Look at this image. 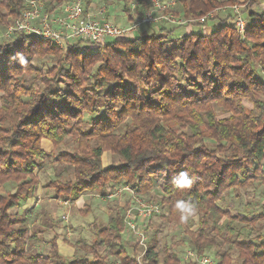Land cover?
I'll return each mask as SVG.
<instances>
[{
	"label": "trees",
	"instance_id": "16d2710c",
	"mask_svg": "<svg viewBox=\"0 0 264 264\" xmlns=\"http://www.w3.org/2000/svg\"><path fill=\"white\" fill-rule=\"evenodd\" d=\"M56 1L61 0L47 3ZM123 1L133 18L131 0ZM137 1L141 16L151 3ZM239 1L177 0L173 11L190 19L218 6L244 5L249 19L243 34L230 9L223 18L190 25L219 19L208 34L193 29L174 35L176 27L163 24L146 35L98 44L79 39L61 47L52 38L25 32L0 42V184H17L14 191L0 193V264H112L101 251L103 244L114 264H196L184 263L174 251L161 254L156 237L139 258L138 242L124 239L129 227L118 210L95 230L91 256L76 253L66 260L56 236L50 252L29 250L37 235L27 217L13 209L37 193L38 160L49 155L42 141L57 147L71 135H78L76 148L56 160L71 164L74 176L51 180L48 186L57 196L107 195L112 182H126L137 193L159 185L167 209L163 216L184 227L196 252L217 248V264H231L229 249L237 246L238 264H264V241L250 234L240 237L235 225L264 218V204L259 217L250 219L221 203L230 189L248 188L255 178L264 183V78L259 72L264 70V12L249 8L253 0ZM22 8V0H0V25L10 24ZM45 55L57 59L48 70L33 61ZM215 105L228 114L219 116ZM86 112L96 115L85 129ZM105 151L124 161L104 166ZM182 172L188 173L190 187L173 185ZM177 200L193 206L192 214L199 216L196 229L181 219ZM216 233L230 242L228 249L223 250Z\"/></svg>",
	"mask_w": 264,
	"mask_h": 264
},
{
	"label": "rangeland",
	"instance_id": "374dc122",
	"mask_svg": "<svg viewBox=\"0 0 264 264\" xmlns=\"http://www.w3.org/2000/svg\"><path fill=\"white\" fill-rule=\"evenodd\" d=\"M70 0H61L60 2H52L47 3L48 0H41V4L44 7V10H46L47 13L51 14L52 18L54 17H62L64 14V7L66 3ZM137 0H131L132 7L133 3H135ZM161 1H170V0H161ZM245 0H240L239 2H244ZM84 6L87 10V12L95 15V16H101L103 18L110 19L116 23H119L120 21L124 20L126 22V25L130 24L128 20L135 21L139 17V9L133 8L132 10V16L130 17L129 13L125 12L124 7V1L123 0H84ZM240 5V4H239ZM242 7L244 5H241ZM177 5L175 6V8ZM223 8V6H221ZM226 7V6H225ZM231 7V6H230ZM230 7L226 8L225 11H220L218 14L222 18L227 16L231 11ZM174 8V9H175ZM251 10H255L257 12H264V0H253L250 3ZM104 9L105 12L100 14V10ZM175 13V11H173ZM178 15V14H177ZM217 15V16H218ZM244 17H247V20L249 19L247 16V13L243 14ZM13 21V20H12ZM11 21V22H12ZM128 22V23H127ZM219 19H216L212 22H210L211 28H216L220 25ZM124 25V23H121ZM160 24H164L165 26L171 27H179V26H188L190 24H173V23H166V22H160ZM10 24H4L0 25V42L11 40L16 36L15 33L8 34V26ZM58 26V25H57ZM56 26V28H57ZM154 27L155 25H151ZM194 26V25H193ZM206 26V25H201ZM200 26V28H201ZM160 27V26H159ZM199 27V26H198ZM156 29V28H155ZM185 28H181L180 32L185 33ZM138 34L146 35L147 32H137ZM136 34V33H135ZM134 36V35H133ZM131 37V36H129ZM95 46V45H94ZM34 63L42 68L44 70H48L53 67V65L57 61L56 57L54 55H45L36 57L33 59ZM260 74L264 78V70H259ZM32 74H27V76H31ZM2 92L0 91V95ZM1 104V103H0ZM215 109H217L219 116H225L228 113L222 110V107L215 105ZM96 114L92 113H85V119L87 124H85V129L89 127L90 122L93 120ZM124 127L120 128L119 131H122ZM78 135H71L67 138L66 142L63 143L60 146L55 147L54 143L51 141L48 143L49 145L45 144V148L49 155L44 157L43 159H39L40 163V169H36L35 172L39 177L40 185L42 184L41 189V196L44 198L46 197L45 194L53 195L57 194L55 193V190L53 187H49L48 184L53 180L57 175H60L63 180L70 179L74 176L73 167L69 163H65L62 161L56 160V156L65 151H73L77 146V138ZM93 143V142H92ZM104 158L105 163L109 164H119L124 161V158L119 154H114L110 151H105L103 154L102 159ZM103 162V164H104ZM264 166V163H263ZM39 185V187H40ZM17 184L16 182L9 181L5 184H0V193H5L7 191H14ZM46 188L49 190L51 189V193H46ZM132 189L126 182H123L122 184H116L113 185L110 189L111 192H115L114 196L112 198H107V205L111 207V213L107 214L104 217H92L89 210L91 207H86L85 209H82L83 212H79L77 214V210L75 208H72V214L76 215L77 217L70 219L68 221L67 219H59V221H54L53 224L51 222V216L52 211L54 210V207L58 204L57 201L53 199H49L46 202L41 203L43 206L45 212L47 215L39 214V217L36 219L37 228L35 227L34 230H31V233L37 234L36 238H32L31 242L29 243V250L36 253H48L50 252L49 245H51V239H53L55 232L58 231L59 238H65L69 243L73 244L76 247V253H87L90 249V244L92 240L94 239V233L95 230L98 228L103 227L107 223H109V220L111 218V215L114 214L116 210L125 213L127 216L128 213H137V202L140 199H143L144 201H148L151 203H156L161 206V211L153 214L149 219L140 221V218H137V221H140V228L143 229L147 236V240L150 241L153 237H156L158 240V249L161 254H163L165 251H174L176 252L179 257L185 262L187 261H193L190 259L189 251L193 250V245L190 241L189 236L184 231V227L177 222L169 221L167 220L163 214H167V209L165 206L161 204V196H162V190L159 187V185L154 186V188L147 192V193H137L134 189ZM87 193H95V192H87ZM37 194V193H36ZM109 195V193L107 194ZM107 197V196H106ZM57 198V197H55ZM47 199V198H46ZM59 201V198H57ZM70 202L72 201L69 199ZM222 205L227 208L232 214L234 215H240V216H247L248 218H254L259 217L260 212L262 210V205L264 204V183L261 182V178H255L253 180V184L249 185L248 188H238V189H230L225 193V199L221 201ZM40 205V206H41ZM70 205L68 202L66 204ZM13 212H20V208H14ZM53 218V217H52ZM58 218V217H57ZM198 219L199 216L197 213H193L186 219V224L191 229H196L198 226ZM91 220H93V223H91ZM56 223L58 225H63L62 229L58 225L56 226ZM52 224V225H51ZM92 224L96 225L93 226ZM89 225V226H88ZM235 225L237 227V231L241 232V234H238L240 237H247L249 234L252 235L256 240L258 241H264V218H260L254 225H247L246 221H235ZM71 233V234H69ZM215 234V232H214ZM39 235V236H38ZM219 237L223 250H226L231 245L229 241L224 239L223 234H217ZM260 235L263 236V238H260ZM136 235L131 232L130 230L126 231L124 233V239L127 241H136ZM37 246V247H35ZM230 255H231V264H238L239 262V251L236 247H231ZM101 251L108 257L109 261L114 264L115 258L111 254L110 250L108 249V246L106 244H103L101 246ZM89 256L92 255L91 252H88ZM141 253V252H140ZM202 255H206L209 258L213 260V264H217L219 262L220 255L219 250L217 248L207 249ZM189 256V257H188ZM73 257V256H72ZM72 257H64L66 260L71 259ZM194 262V261H193ZM187 264V263H186ZM197 264V261H196Z\"/></svg>",
	"mask_w": 264,
	"mask_h": 264
},
{
	"label": "built area",
	"instance_id": "2783aa9c",
	"mask_svg": "<svg viewBox=\"0 0 264 264\" xmlns=\"http://www.w3.org/2000/svg\"><path fill=\"white\" fill-rule=\"evenodd\" d=\"M22 1V11L17 18L10 22L8 34L17 32L37 34V36L52 38L61 47H66L68 43L79 39L98 44L112 38L133 36L142 25L160 24V22L186 25L194 23L202 24L217 16L222 10V7L218 6L199 18L187 19V17L184 18L173 12L177 0L165 2L161 0H148L151 6L141 16L128 25H122L87 12L83 3L84 0L68 1L64 7L63 16L54 18L44 10L41 0ZM140 5L141 3L136 1L133 3V8H138ZM231 9L234 13V23L240 33L243 34L247 28L248 21L242 13V6L235 4L231 6ZM103 12H105L104 9L100 10V14ZM130 190L132 191V189ZM112 195L114 194L112 193ZM68 202L69 200H65L66 204ZM136 209L137 213H128L126 222L129 230L137 237L136 241L139 244V248H141L139 258H141L147 249L148 238L143 229L140 228V221L149 219L153 214L160 212L161 206L140 199L137 202ZM63 218H68V211L63 215ZM137 218L141 220L137 221ZM189 256L194 262L197 261V264H213L211 258L199 254L194 249L189 251Z\"/></svg>",
	"mask_w": 264,
	"mask_h": 264
},
{
	"label": "crops",
	"instance_id": "0c3cea01",
	"mask_svg": "<svg viewBox=\"0 0 264 264\" xmlns=\"http://www.w3.org/2000/svg\"><path fill=\"white\" fill-rule=\"evenodd\" d=\"M230 6H224L222 8L223 11L226 10V8H228ZM231 8V7H230ZM221 10V11H222ZM128 22H132L131 20H128ZM127 22V23H128ZM121 23H124V25H126V22L124 20L120 21L119 24ZM123 25V24H122ZM155 25L154 27H152L151 25H142L135 33L137 32H147L150 33L153 29H160L159 26H162L161 24H153ZM173 27V26H171ZM185 28V32H190L192 31L193 29L194 30H197V29H202V31L205 33V34H208L212 31L213 28H211L210 25H206V26H202L201 28L200 27H194V26H190L188 25L187 27L186 26H179V27H176L175 32H174V35H183V33L180 32V29L181 28ZM51 141L47 140V139H44L42 141V144H43V148L46 149L44 146L45 144L46 145H49L48 143H50ZM103 162H104V158H103ZM110 164L109 163H105L104 162V166H109ZM122 182H119V183H116V182H112L111 185H116V184H122ZM41 189H42V184L40 185V187H38L37 189V194L33 197H31V199L29 198L27 201H24L21 206H20V212L19 213H22L25 215V217H27L28 219V222H29V226H30V229L31 230H34V228L38 227L37 224H36V219L39 217V214L41 213L43 216L44 215H47L43 206L41 205L42 201H43V197L41 196ZM51 193V189L49 190L48 188H46V193ZM109 195H101L98 193H84L81 195V197H79L78 199H75V200H72L70 202L69 200V203L70 205H67L66 206V203H65V198H63L62 196H56L55 194L53 195H50V194H45V198H44V202H46V200L48 201L49 199H53L55 201H57L56 203L58 204L57 206L54 207V210L52 211V215L51 216V222L53 224L54 221H59V219H63V215L66 213V211H68V218L67 220L70 221V219L73 220V218L77 217V214H79V212H83L82 209H85L86 207L88 208L89 206L91 207L89 210L90 211V214L92 215V217H98L100 216L101 218L106 216L107 214H110L111 213V207L107 205V198H112V197H117V196H114L115 195V192H111V191H108ZM112 193L114 195H112ZM107 196V197H106ZM59 198V201L57 198ZM47 198V199H46ZM42 203V204H43ZM41 205V206H40ZM86 206V207H85ZM72 208H75V210H77V214L76 215H73L71 212H72ZM112 216V215H111ZM53 217V218H52ZM58 217V218H57ZM56 226L58 225V223H56ZM91 223H93V220H91ZM51 224V225H52ZM93 226H96L94 224H92ZM107 225V224H106ZM106 225H104L103 227H105ZM60 226V228L62 229L63 225H58V227ZM89 226V225H88ZM36 234V232H35ZM71 234V233H69ZM37 235V234H36ZM39 236V235H38ZM55 236L57 237L56 238V242H57V246H58V249H59V252H61V254L64 256V257H72L74 256L75 254V250H76V247L69 243L65 238H59V233L58 231L55 232L54 234V237L53 239L55 238ZM37 237V236H36ZM35 237V238H36ZM51 239V243H52V240ZM50 243V244H51ZM52 244L49 245V248H51ZM37 247V246H35ZM51 250V249H50Z\"/></svg>",
	"mask_w": 264,
	"mask_h": 264
},
{
	"label": "clouds",
	"instance_id": "9594fccd",
	"mask_svg": "<svg viewBox=\"0 0 264 264\" xmlns=\"http://www.w3.org/2000/svg\"><path fill=\"white\" fill-rule=\"evenodd\" d=\"M20 59L23 61L24 58L21 56ZM172 183L177 188H186L190 187L191 180L187 172H182L173 178ZM174 207L180 212L182 220H186L193 212V206L186 200H177Z\"/></svg>",
	"mask_w": 264,
	"mask_h": 264
}]
</instances>
